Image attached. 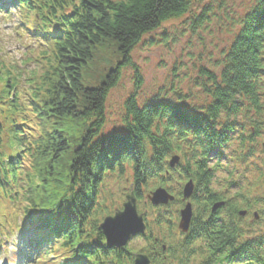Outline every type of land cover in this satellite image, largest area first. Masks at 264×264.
<instances>
[{
    "label": "trees",
    "instance_id": "trees-1",
    "mask_svg": "<svg viewBox=\"0 0 264 264\" xmlns=\"http://www.w3.org/2000/svg\"><path fill=\"white\" fill-rule=\"evenodd\" d=\"M191 11L190 0H0V12L18 13L19 35L30 41L27 60L15 62L0 51V252L12 242L23 264H133L134 252L108 248L100 229L112 213L100 201L107 175L131 168L140 202H147L142 188L150 182L176 196L156 207L154 222L167 226L168 236L178 230L183 184H195L192 229L182 241L152 239L146 217L148 230L138 237L152 264L193 258L198 264H264V207L260 231L240 215L264 199H253L249 190L226 197L213 188L222 150L237 128L228 117L253 111L261 119L251 118L255 134L264 124V0H255L242 18L220 74L206 71L211 101L205 107L195 111L170 100L140 105L132 94L125 101V131L103 133L107 99L122 70L134 66L133 49L168 19ZM91 63L115 65L85 84L82 72ZM173 155L180 162L171 168ZM213 158L216 164L209 165ZM221 200L225 204L212 212Z\"/></svg>",
    "mask_w": 264,
    "mask_h": 264
},
{
    "label": "rangeland",
    "instance_id": "rangeland-1",
    "mask_svg": "<svg viewBox=\"0 0 264 264\" xmlns=\"http://www.w3.org/2000/svg\"><path fill=\"white\" fill-rule=\"evenodd\" d=\"M190 1V13L168 19L157 30L143 36L133 49L132 61L140 72L142 83L137 84L134 66L122 70L121 79L111 90L106 102L104 134L125 131V101L132 94H136L140 105L155 100H170L195 111L201 110L211 101L204 91L205 86L211 85L206 71L216 76L220 74L226 52L240 30L241 20L255 4V0ZM20 20L18 13L0 12V51H4L7 58L15 62L27 60L25 52L28 49L24 44L30 42L25 36L21 38L19 35V31H22ZM114 65L105 64L96 68L91 63L90 70L82 72L85 84L96 83L99 76L105 75ZM33 67V63L27 65L29 69ZM225 118L227 117L223 116L222 120L225 121ZM251 118L261 121L253 111L248 115L241 113L236 118L228 117L230 121H236L237 128L236 132L231 134V141L222 150L223 157L219 160L213 181V188L225 192L226 197L236 196L238 191L249 190L253 199H264V177L260 175L264 171V124L258 125L259 134H255L254 125L252 127L250 124ZM250 134H253L254 140L249 139ZM216 162L217 159L213 158L209 165ZM132 182L131 168L127 169L124 175H107L100 201L112 211L110 215H113L116 209H122L126 193L133 191ZM152 186L150 182L147 187L142 188L145 198L157 188ZM178 186V183L174 182L172 189L176 191ZM1 203L3 201H0ZM263 207V202L254 205L249 214L243 217L244 225L254 224L255 231H260V211ZM138 209L144 214L145 220L147 217L155 237H168L166 240L171 243L184 239L185 236L178 231L173 236H168L167 226L155 224L159 210L152 205L150 208L148 201H138ZM254 212L259 213L258 220L254 218ZM178 222L179 220L176 227ZM145 245L143 238L133 237L126 248L136 254L143 252L141 249ZM18 250V245L8 243V248L0 252V264H23L21 258L13 256ZM29 260L32 258L29 257ZM198 263L199 261L193 258L189 264Z\"/></svg>",
    "mask_w": 264,
    "mask_h": 264
},
{
    "label": "water",
    "instance_id": "water-1",
    "mask_svg": "<svg viewBox=\"0 0 264 264\" xmlns=\"http://www.w3.org/2000/svg\"><path fill=\"white\" fill-rule=\"evenodd\" d=\"M179 162L180 156L173 155L170 158L169 165L174 168ZM194 188L195 184L192 179L183 187V200L187 201L184 208L180 211L179 228L183 232H187L191 224L193 207L189 199L194 193ZM146 197L153 206L167 205L175 200V196L162 186L151 191ZM224 204V201L216 202L212 207V212ZM259 217V213L254 212V218L258 220ZM100 229L106 239L107 247L116 249H125L133 237L146 233L147 224L144 214L139 212L138 197L134 191L126 193L122 209H116L113 215L104 217L100 224ZM165 249L166 245H163V250ZM133 264H152V258L147 253L139 252L134 254Z\"/></svg>",
    "mask_w": 264,
    "mask_h": 264
},
{
    "label": "flooded vegetation",
    "instance_id": "flooded-vegetation-1",
    "mask_svg": "<svg viewBox=\"0 0 264 264\" xmlns=\"http://www.w3.org/2000/svg\"><path fill=\"white\" fill-rule=\"evenodd\" d=\"M182 189H183V187H182ZM173 194V193H172ZM175 198H176V196H175ZM181 201H182V206L180 207V209H179V218H178V220H179V222H180V211H181V209H183L184 208V206L186 205V203H187V201H184L183 200V194H182V197H181ZM189 201H191V198L189 199ZM221 201H224V200H221ZM225 202V201H224ZM170 203H172V202H170ZM169 203V204H170ZM191 203H192V201H191ZM169 204H167V205H169ZM167 205H164V206H167ZM158 207H160V206H158ZM192 207H193V203H192ZM211 209H212V207H211ZM217 211V210H216ZM215 212V211H214ZM249 212L250 211H248V210H243V211H241L240 212V215H242L243 217H246L248 214H249ZM193 215H194V207H193ZM177 220V221H178ZM192 220H193V216H192ZM192 220H191V224H190V227H189V230L187 231V232H183L182 230H180V228H179V222H178V232L180 233V234H182L183 236H187V234H189L190 233V231H191V229H192ZM151 238L152 239H154L155 240V236H154V234H153V232H152V230H151ZM156 240H157V238H156ZM163 251H166V250H163Z\"/></svg>",
    "mask_w": 264,
    "mask_h": 264
},
{
    "label": "bare ground",
    "instance_id": "bare-ground-1",
    "mask_svg": "<svg viewBox=\"0 0 264 264\" xmlns=\"http://www.w3.org/2000/svg\"><path fill=\"white\" fill-rule=\"evenodd\" d=\"M147 199V198H146ZM147 201H148V199H147ZM149 202V201H148ZM150 203V202H149ZM151 204V203H150Z\"/></svg>",
    "mask_w": 264,
    "mask_h": 264
}]
</instances>
